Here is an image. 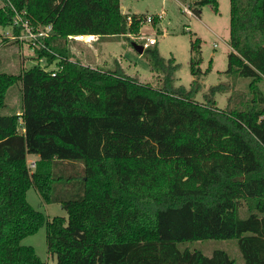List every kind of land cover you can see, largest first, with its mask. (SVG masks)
<instances>
[{
	"label": "trees",
	"instance_id": "obj_1",
	"mask_svg": "<svg viewBox=\"0 0 264 264\" xmlns=\"http://www.w3.org/2000/svg\"><path fill=\"white\" fill-rule=\"evenodd\" d=\"M4 2L2 27L13 23L12 6L34 27L52 24L44 41L52 52L36 51L48 64L58 54L62 67L55 75L40 64L0 72V264H46L21 243L45 222L27 200L31 186L68 212L47 225L59 264H237L224 249L207 255L179 247L208 238H236L246 264H264V0H230L226 72L251 77L252 94L234 93L224 108L215 96L227 84L211 86L205 102L196 98L199 38L192 40L190 88L175 85L180 65L157 44L143 53L163 75L159 87L118 62L105 69L76 57L70 35L140 31L147 14L124 13L121 0ZM194 4L196 15L198 6L219 8V0ZM19 82L22 113H2Z\"/></svg>",
	"mask_w": 264,
	"mask_h": 264
},
{
	"label": "rangeland",
	"instance_id": "obj_2",
	"mask_svg": "<svg viewBox=\"0 0 264 264\" xmlns=\"http://www.w3.org/2000/svg\"><path fill=\"white\" fill-rule=\"evenodd\" d=\"M2 3L4 0H0V6ZM194 6V0H123L124 9L129 11L126 14L156 15L163 12V17L158 18L156 22H142L140 31L136 34L106 37L95 35L92 39L69 37L68 47L85 64L107 69L114 68L118 62L127 74L159 87L163 75L154 71L148 56L138 52L134 46V42L138 44L141 42L138 37L134 38L135 36L142 34L148 37L155 36L157 39L155 44L161 55L167 59L175 57L180 65L175 72V85L190 88L196 78L191 69L192 40L199 38L201 46L199 55L202 60L197 67L202 73L199 77L201 89L196 95L197 100L205 102L204 94L209 92L211 86L220 83L227 84V89L215 96L217 105L221 108L227 105L228 97L234 93L241 92L250 97L252 78L226 72L229 64L228 55L233 50L230 45V0H219L218 11L211 4L198 6L201 12L197 15L187 11V9L192 11ZM11 35V25L0 26V72L20 73L35 65L40 57L35 49ZM258 86L264 93V79L258 82ZM22 107L23 92L22 84L19 82L8 89L6 104L1 112L20 114ZM35 157L29 155L28 162L36 160ZM60 167L61 164L57 169ZM71 174L66 173L64 176ZM64 196L67 197V193ZM68 197L72 195L69 193ZM27 200L44 213L45 222L35 233L23 238L21 243L33 246L46 264H59L56 254L48 250L47 225L55 216L68 217V212L60 202L45 201L34 186L28 189ZM179 247L199 249L207 255H212L217 248L224 249L237 264H246L236 238L185 241L180 242Z\"/></svg>",
	"mask_w": 264,
	"mask_h": 264
},
{
	"label": "built area",
	"instance_id": "obj_3",
	"mask_svg": "<svg viewBox=\"0 0 264 264\" xmlns=\"http://www.w3.org/2000/svg\"><path fill=\"white\" fill-rule=\"evenodd\" d=\"M4 6L5 2L2 3ZM0 6V7H2ZM13 10L15 12L13 23L11 25L12 27V35L11 37L20 40L21 42L27 43L29 46H31L33 49L36 50L38 47H44L47 48L44 41L47 37H49L52 33V24H48L45 26H38L34 27L33 24L30 22V20L25 16L26 11L25 10H17L14 6ZM187 11L190 13L192 12L190 9H187ZM157 18L163 17V12L160 14H156ZM129 20H131V17H129ZM144 22H154V16L153 15H147L144 19ZM14 27L19 28L20 32L17 34L14 32ZM85 34L80 35H70L69 37L75 38V39H87ZM94 37L95 35H90ZM139 38L141 40L140 44L144 46V49L146 47H149L151 45H154L157 42V39L155 36H146L145 34H142L140 36H135L134 38ZM92 39V38H91ZM50 52H52L51 49L47 48ZM56 54V53H55ZM58 58L51 63L48 64L46 61V56L40 57V59L37 61L36 64H40L43 68L50 70L53 75L56 74V72L62 67L58 62L60 60V56L57 54ZM36 160H31L28 162V166L31 170L35 168L36 166Z\"/></svg>",
	"mask_w": 264,
	"mask_h": 264
},
{
	"label": "water",
	"instance_id": "obj_4",
	"mask_svg": "<svg viewBox=\"0 0 264 264\" xmlns=\"http://www.w3.org/2000/svg\"><path fill=\"white\" fill-rule=\"evenodd\" d=\"M134 46H135V49L140 52V53H143L144 52V46L142 44H138V43H135L134 42Z\"/></svg>",
	"mask_w": 264,
	"mask_h": 264
},
{
	"label": "crops",
	"instance_id": "obj_5",
	"mask_svg": "<svg viewBox=\"0 0 264 264\" xmlns=\"http://www.w3.org/2000/svg\"><path fill=\"white\" fill-rule=\"evenodd\" d=\"M121 9H122V11L124 12V13H129V11L128 10H125L124 9V7H123V0H121ZM158 14H160V13H158ZM91 66H93V65H91ZM31 156H33V157H35L36 159H38V155H31ZM28 157H29V155H28Z\"/></svg>",
	"mask_w": 264,
	"mask_h": 264
},
{
	"label": "bare ground",
	"instance_id": "obj_6",
	"mask_svg": "<svg viewBox=\"0 0 264 264\" xmlns=\"http://www.w3.org/2000/svg\"><path fill=\"white\" fill-rule=\"evenodd\" d=\"M89 37L92 38V36H86L87 39H88ZM90 38H89V39H90Z\"/></svg>",
	"mask_w": 264,
	"mask_h": 264
}]
</instances>
